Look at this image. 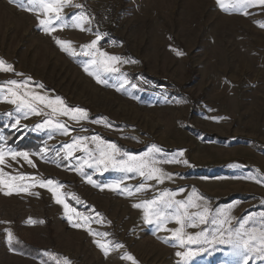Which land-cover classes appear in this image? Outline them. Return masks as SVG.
Instances as JSON below:
<instances>
[{
  "label": "rangeland",
  "instance_id": "obj_1",
  "mask_svg": "<svg viewBox=\"0 0 264 264\" xmlns=\"http://www.w3.org/2000/svg\"><path fill=\"white\" fill-rule=\"evenodd\" d=\"M72 2L83 7H65L63 18L79 13L89 17L91 9L100 14L103 30L91 17L83 25L88 31L78 30L71 26L73 20L65 19L69 26L57 27L49 35L38 25L35 13L0 0V59L14 68V72H0V86L30 78L35 91L62 97L71 108L86 109L88 119L77 123L67 116L57 117L70 131V135H62L54 129L37 128L45 117L31 115L20 120L17 131L9 127L14 118L5 115H18L14 106L0 103V137L7 146L28 152L35 164L31 167L22 158L9 159L11 167H5V172L59 182L63 185L58 189L61 199L93 219L83 223L82 217L66 214L52 192L38 183L11 195H5L7 189L0 186V264H57L63 258L71 264H133L121 258L125 254L136 264H242L244 258L230 244L211 241L219 231H234L242 218H258L264 213V183L258 182L264 180V7H250L244 15L226 13L217 0ZM97 34L101 51L137 61L118 65L129 81L120 91L116 86L123 78L118 74H107L104 78L112 86H103L84 70L89 57L79 53ZM57 38L71 42L76 55L62 51ZM145 76L183 87L188 98L143 83ZM39 84L43 89L35 87ZM92 135L137 156L152 145L169 159L183 151L179 159L187 164H160L165 172L175 174L173 178L160 184L147 181L151 188L132 196L107 187L101 190L74 170L76 159L64 158V145L74 137ZM30 142L33 146L20 148ZM45 148L47 152L41 151ZM84 155L74 153L76 158ZM83 172L101 186L125 176L112 170L95 172L86 166ZM142 182V177L129 173L122 187L135 188ZM180 189L184 191L176 200H185L195 190L204 198L198 203H206L211 210L208 223L185 229L193 235L205 232L209 242L182 248L171 232L145 223L143 210L133 207L164 191ZM221 209L230 210V224L212 223ZM77 223L83 226L74 227ZM164 227L178 226L169 222ZM86 229L108 235H90ZM8 231L13 235L11 243ZM106 241L112 242L107 255L97 243ZM117 243L123 247L115 248ZM27 245L43 251L26 255ZM187 250L194 255H176ZM249 264H264V258L253 255Z\"/></svg>",
  "mask_w": 264,
  "mask_h": 264
},
{
  "label": "snow or ice",
  "instance_id": "obj_2",
  "mask_svg": "<svg viewBox=\"0 0 264 264\" xmlns=\"http://www.w3.org/2000/svg\"><path fill=\"white\" fill-rule=\"evenodd\" d=\"M10 3L16 4L19 8L26 10L30 13H35L38 25L46 33L51 35L52 32L57 30H63L64 27L69 26L65 23V19H71L74 21L73 25L80 31H88L83 27L84 24L90 23V18L84 13L75 14L72 17L63 18L62 12L65 7L72 6L75 8H82L83 5L74 4L72 0H9ZM218 5L223 11L228 14L240 13L248 15L247 9L256 5L264 7V0H217ZM57 21L59 24L57 25ZM264 27V25H261ZM101 36L97 34L96 39L90 43L85 44L81 48L80 55L89 57L88 61L84 65L85 72L93 76L98 84L103 86L109 85L108 80L104 78L107 74H118L121 79L116 90L120 91L124 88L125 84L129 83L124 73L121 72L118 67L123 63H136L137 61L131 59H124L119 56L110 55L100 50L97 47ZM55 42L60 46L61 50L69 55H76L75 51L71 48V42L55 39ZM182 53L177 52V55ZM0 72H14L12 65L7 64L0 59ZM16 75H22L16 73ZM7 87L0 86V103H7L14 106L15 113L18 114L14 117L12 112L6 113L9 118H14V122L9 127L19 131L17 127L20 124L21 119H27L31 115H42L45 117L44 121L37 124L36 127L40 129H54L62 135H70L68 126L62 123L57 117L67 116L69 119L80 122L81 120L88 119V112L86 109L71 108L65 104L62 97H50L47 94H41L34 90L31 84L30 78L23 82L11 80L6 82ZM35 87L43 89V85L39 84ZM106 127L111 125L105 124ZM26 127V126H25ZM86 131V129H85ZM65 149V159H76L77 163L74 170L86 177L87 182L93 184L94 187H100L103 190L107 187L111 191H116L118 194L132 196L134 193L146 191L151 188V185L147 184V181L155 180L158 184L163 183L165 180H171L175 174L165 172L159 165L160 164H176L184 163L187 161H181L179 157L183 156V151L174 154L170 159L168 155L163 153L160 148L152 145L143 155L137 156L122 150L118 145L113 142L106 141L98 135H92L90 137H74L72 142L63 146ZM41 151L47 152V149ZM76 151L83 152L85 155L80 158L74 157ZM162 158H157V156ZM18 158H22L29 166L35 167L33 161L29 158V153L16 150L6 145V140L0 137V186L3 189H7L4 192L5 195H11L13 191L19 193L20 191H27L30 187L39 186L46 187L52 192L56 203L62 204L66 214H75L77 217L83 218V223H90L93 219L91 215L85 216L83 213H79L75 208L71 207L68 203L61 199L63 195L58 191L62 188L59 182L52 179L39 180L35 177H30L26 174L11 175L4 171L5 167H11L7 161H18ZM94 169L95 172L103 173L105 171H116L124 173L125 176L119 180H115L107 185L101 186L96 184L92 180L90 175L83 172L84 167ZM132 173L143 178L140 185L135 188L124 186L122 187L124 179L127 174ZM264 183V180L258 181ZM183 189L177 192L164 191L151 200H145L142 203L133 204L134 208L142 209L144 214V221L147 224L155 223L160 230L169 231L172 234V238L179 242L180 247H185L186 244H203L209 242L207 240V234L203 231L193 234H188L185 229L188 227H198L200 224L208 223L210 209L207 204L198 203L203 200L195 190L185 200H176L175 196ZM31 194V193H29ZM73 198L79 201L78 197ZM198 209L196 212H190L189 209ZM94 212V209L92 210ZM230 210H218L216 215L212 217V223H220L221 225L230 224ZM96 217H101L100 213H95ZM71 220V215H69ZM31 222V221H30ZM169 222H174L178 227L175 229H167L164 227ZM110 223V222H109ZM253 225L249 227V225ZM259 224L260 227H255ZM74 227H82L83 224L77 223ZM90 235L106 237L108 233L93 232L91 229H86ZM225 232L227 235H225ZM218 236V238H217ZM9 243L13 240L11 231H8ZM95 242V241H94ZM165 243L168 241L165 240ZM220 244H230L233 249L241 255L244 259L242 264H249V260L253 255L258 254L264 258V213L260 216H249L247 219L242 218V222L239 223V227L234 231L231 229L222 230L212 237V241ZM98 247L104 251L105 255L112 250L110 245L111 241L103 243L97 242ZM115 248H122L123 245L115 244ZM178 257H189L194 255L191 250L178 251L176 253ZM129 261H133L136 264L131 255L125 254L121 257ZM57 264H71V261L67 258H63L62 261L58 260Z\"/></svg>",
  "mask_w": 264,
  "mask_h": 264
},
{
  "label": "trees",
  "instance_id": "obj_3",
  "mask_svg": "<svg viewBox=\"0 0 264 264\" xmlns=\"http://www.w3.org/2000/svg\"><path fill=\"white\" fill-rule=\"evenodd\" d=\"M87 13H88V16L94 20V22L96 23V26L102 29V25L100 22V14L98 12H93L91 9H88ZM145 79H144L145 81H143V83L149 82V83H151L150 86H152V87L169 88L173 94L183 96L184 98H188V95L184 94V92H183V87L173 85L172 83L167 82V81H163V80H154V79L148 80L146 76H145ZM11 142H12V140L9 141V144H11ZM30 146H33V142L27 143V145H25L24 147H20V148H26V147H30ZM122 148H124L123 145H122ZM234 198H236V197H233V199ZM225 201H227V200H225ZM28 247L30 250L27 252H24V254L29 255V256H36V254L40 255V253L43 251V250H39V249H33L30 246H28Z\"/></svg>",
  "mask_w": 264,
  "mask_h": 264
}]
</instances>
